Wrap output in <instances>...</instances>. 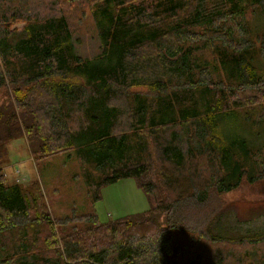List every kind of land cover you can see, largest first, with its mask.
<instances>
[{"label":"trees","instance_id":"trees-1","mask_svg":"<svg viewBox=\"0 0 264 264\" xmlns=\"http://www.w3.org/2000/svg\"><path fill=\"white\" fill-rule=\"evenodd\" d=\"M0 92V264H264V224L207 209L264 180V157L247 166L248 142L218 132L264 126V0H0ZM21 136L33 159L73 152L93 202L134 179L149 208L61 235L37 182L7 183Z\"/></svg>","mask_w":264,"mask_h":264},{"label":"rangeland","instance_id":"rangeland-1","mask_svg":"<svg viewBox=\"0 0 264 264\" xmlns=\"http://www.w3.org/2000/svg\"><path fill=\"white\" fill-rule=\"evenodd\" d=\"M74 15L78 19L82 17L79 12ZM22 25L15 23L13 27L20 29ZM75 36L80 41L78 46L80 55L92 58L98 52L99 39L90 21L79 23ZM5 100V93L0 92V104L5 103ZM244 123L240 116L230 117L218 128V132L224 143L244 138L248 142V148H252L254 157L248 159L247 166H257L264 157V149L259 147L264 137V126L258 124L247 126ZM6 150V158L3 157L5 160L3 173L7 183L26 186L32 181L37 182L61 235L82 231L92 226L91 221L80 219V215H95L99 223L105 224L143 213L149 208L146 197L134 179H123L104 187L100 191V198L93 202L73 152L64 151L45 159H33L25 136L7 143ZM263 181L252 183L253 185L243 182L238 189L229 193L210 195L207 206L209 213L222 210L223 217L234 215L239 221L250 220L252 222L251 224L249 222L250 225L246 228L253 232L256 227L264 224ZM223 220L224 225H230L233 218ZM222 235L233 239L239 238L238 233L232 230H227ZM260 252L264 253V245Z\"/></svg>","mask_w":264,"mask_h":264},{"label":"crops","instance_id":"crops-1","mask_svg":"<svg viewBox=\"0 0 264 264\" xmlns=\"http://www.w3.org/2000/svg\"><path fill=\"white\" fill-rule=\"evenodd\" d=\"M261 225H259L258 227H260ZM246 227V226H245ZM257 229V228H256ZM259 232H257L256 234H258ZM239 235H242L240 232H239ZM247 235H254V233L252 232V233H249V234H247ZM261 235H262V233H261ZM258 236H260V235H258Z\"/></svg>","mask_w":264,"mask_h":264}]
</instances>
